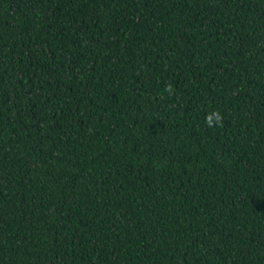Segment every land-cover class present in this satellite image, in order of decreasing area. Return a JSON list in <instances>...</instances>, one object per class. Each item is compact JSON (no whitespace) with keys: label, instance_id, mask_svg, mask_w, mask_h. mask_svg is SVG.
<instances>
[{"label":"trees","instance_id":"trees-1","mask_svg":"<svg viewBox=\"0 0 264 264\" xmlns=\"http://www.w3.org/2000/svg\"><path fill=\"white\" fill-rule=\"evenodd\" d=\"M0 264H264V0H0Z\"/></svg>","mask_w":264,"mask_h":264},{"label":"clouds","instance_id":"clouds-1","mask_svg":"<svg viewBox=\"0 0 264 264\" xmlns=\"http://www.w3.org/2000/svg\"><path fill=\"white\" fill-rule=\"evenodd\" d=\"M169 94L172 93L171 84L167 85L165 89ZM205 124L207 127H216L223 125V116L218 110H214L209 116L205 118Z\"/></svg>","mask_w":264,"mask_h":264}]
</instances>
